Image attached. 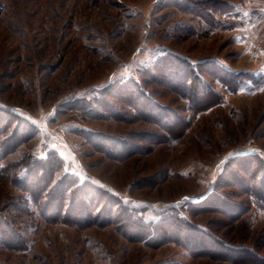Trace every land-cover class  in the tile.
I'll list each match as a JSON object with an SVG mask.
<instances>
[{
    "label": "rangeland",
    "instance_id": "1",
    "mask_svg": "<svg viewBox=\"0 0 264 264\" xmlns=\"http://www.w3.org/2000/svg\"><path fill=\"white\" fill-rule=\"evenodd\" d=\"M206 1L0 0V212L15 230L0 264H264V0H212L232 7L209 10L214 27L194 7ZM174 57L191 62L196 94L180 93L176 63L156 70ZM228 75L243 81L216 78ZM128 77L159 115L135 118L116 94ZM50 150L146 219L176 211L186 232L157 243L116 217L54 220L15 180Z\"/></svg>",
    "mask_w": 264,
    "mask_h": 264
},
{
    "label": "trees",
    "instance_id": "2",
    "mask_svg": "<svg viewBox=\"0 0 264 264\" xmlns=\"http://www.w3.org/2000/svg\"><path fill=\"white\" fill-rule=\"evenodd\" d=\"M211 1L212 0L206 1L203 4L194 2L196 4L194 7L208 25L214 27L215 25H219L220 22L214 20L211 13L216 10L225 13L228 12L229 9H232V7H230V3L227 4L217 1L218 3L214 4L212 2L215 1ZM215 5H220V7ZM194 7L189 9L193 11ZM174 58L176 62H163L164 64L161 62L160 66H155L159 75H163L161 73L162 70H170L171 72L173 69L171 65L176 63L175 65L179 67L171 73L177 75H175V81H178L181 85L179 89L180 93L186 95V90H192V92L196 94L197 91H194L190 86L191 82L196 79L191 62L187 58ZM176 70L179 71L181 75H178V73L175 72ZM222 77L216 76L224 85H232V88H236V85L243 81L242 77H232L228 75L225 80L222 79ZM115 84V82L106 84L100 88V92L102 94L106 93V95H114L113 93L117 90V88L114 87ZM119 85L120 88L124 90L116 94H119L121 98L123 97L127 104L133 106L136 112L135 118L143 117L144 113H150L151 111L159 115L157 112H154L157 105L148 98L143 88L136 83L135 78H124L119 82ZM96 101L97 100H95V102ZM104 101L106 100L99 103H104ZM106 105L112 107L109 101ZM9 113L25 122L27 125L31 127L35 126L33 122L27 120L18 113L14 111H9ZM126 142L125 140L123 141V139H116L117 146L121 145V147H124L128 145ZM3 146L6 148L8 147L5 140H3ZM259 162L264 165L261 156L259 157ZM24 169V174L22 176L19 175L18 178L15 179L16 183L29 193L31 202L38 209L44 207V213L50 212V207L55 206V211H53L54 220L60 219L70 224L82 225L84 223L92 224L102 221L107 223L116 217L117 220L125 224L124 233H130L133 237L136 236L137 239H152L153 242L156 241L157 243H162L171 238L173 239V237L176 238V236L178 237L174 229L176 231L183 229L186 232L185 228L188 227V222L183 216L176 213V211L160 212L156 219H146L141 210L123 202L115 194L110 193L105 188L100 187L89 179L80 180L76 174L65 170L63 168V160L55 150H50L46 157H32L31 161L27 165H24ZM56 175L58 176L56 177ZM29 176L32 178H27ZM259 185L258 194L260 197L256 195V198L264 200V186H261V183ZM190 203L193 204L196 202L193 201ZM22 208L26 213L29 212V207L26 203H18L15 207L18 211H21ZM105 208L106 212L104 214ZM96 217L99 218V221ZM8 219L0 212V236L3 232L4 238L7 237V239H9L10 234L15 231ZM170 229L175 233L169 235L168 232ZM10 246L15 249L22 248V246L16 244Z\"/></svg>",
    "mask_w": 264,
    "mask_h": 264
}]
</instances>
